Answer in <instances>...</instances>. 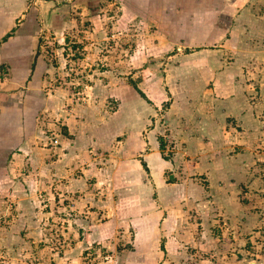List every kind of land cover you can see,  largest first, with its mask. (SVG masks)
Instances as JSON below:
<instances>
[{"label": "rangeland", "instance_id": "374dc122", "mask_svg": "<svg viewBox=\"0 0 264 264\" xmlns=\"http://www.w3.org/2000/svg\"><path fill=\"white\" fill-rule=\"evenodd\" d=\"M263 3L0 0V264H264Z\"/></svg>", "mask_w": 264, "mask_h": 264}, {"label": "crops", "instance_id": "0c3cea01", "mask_svg": "<svg viewBox=\"0 0 264 264\" xmlns=\"http://www.w3.org/2000/svg\"><path fill=\"white\" fill-rule=\"evenodd\" d=\"M258 1L260 0H148L147 6L149 5L148 13H151L150 18H155L152 15L161 13L164 17H168L171 16L173 10H179L176 26L180 27H175L176 33H178L176 35L177 40L180 38L186 40L185 44L189 47H191L192 42H196L195 44L203 47L211 42L214 45H216L215 42L224 45L220 42L230 32L231 25L245 19L244 16H251L257 8L256 3ZM260 5H264V3ZM262 7L264 10V6ZM10 8L12 9V6ZM208 8L210 9L208 10ZM188 15L192 19H187ZM241 17L243 18L240 19ZM261 19V22L263 21L264 23L263 18ZM152 20L154 21V19ZM175 21L176 18L174 20L172 18L170 23L175 25ZM170 28L174 30L173 27ZM230 33L232 34V32ZM226 39L228 40L229 38ZM202 43L204 45H201ZM41 81L43 83L42 77ZM1 110L3 111V108Z\"/></svg>", "mask_w": 264, "mask_h": 264}, {"label": "trees", "instance_id": "16d2710c", "mask_svg": "<svg viewBox=\"0 0 264 264\" xmlns=\"http://www.w3.org/2000/svg\"><path fill=\"white\" fill-rule=\"evenodd\" d=\"M169 30H171V28H169ZM173 31V30H172ZM170 34V33H169ZM10 35L11 34H7V35H5L1 40L2 41H7L8 39H9V37H10ZM176 37V36H175ZM170 38L171 39H173V40H175V38L174 37H172L171 35H170ZM0 40V41H1ZM176 41H180V42H183L184 44L186 43V40H184V39H182V38H180L179 40H177V38H176ZM133 85H134V87L138 90V92L142 95V96H144V97H146L147 95H146V93L137 85V83H133ZM0 146H3V144H0ZM143 164L145 165V167L147 168V169H149V167H148V164H147V162L145 161V160H143Z\"/></svg>", "mask_w": 264, "mask_h": 264}]
</instances>
